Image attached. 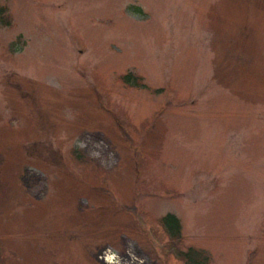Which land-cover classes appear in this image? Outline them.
Here are the masks:
<instances>
[{
    "label": "rangeland",
    "instance_id": "obj_1",
    "mask_svg": "<svg viewBox=\"0 0 264 264\" xmlns=\"http://www.w3.org/2000/svg\"><path fill=\"white\" fill-rule=\"evenodd\" d=\"M190 249L264 264V0H0V264Z\"/></svg>",
    "mask_w": 264,
    "mask_h": 264
},
{
    "label": "trees",
    "instance_id": "obj_2",
    "mask_svg": "<svg viewBox=\"0 0 264 264\" xmlns=\"http://www.w3.org/2000/svg\"><path fill=\"white\" fill-rule=\"evenodd\" d=\"M131 78V76H127L126 80L130 81L129 79ZM162 223L171 238L180 237L181 224L175 215L168 214L162 219ZM179 258L185 260L186 264H208L207 259L204 258V255L194 249H190L187 253L179 255Z\"/></svg>",
    "mask_w": 264,
    "mask_h": 264
},
{
    "label": "bare ground",
    "instance_id": "obj_3",
    "mask_svg": "<svg viewBox=\"0 0 264 264\" xmlns=\"http://www.w3.org/2000/svg\"><path fill=\"white\" fill-rule=\"evenodd\" d=\"M108 257V256H107ZM107 262H109L108 260H107ZM109 263H112V262H109Z\"/></svg>",
    "mask_w": 264,
    "mask_h": 264
}]
</instances>
